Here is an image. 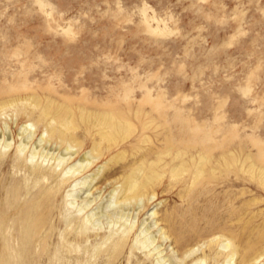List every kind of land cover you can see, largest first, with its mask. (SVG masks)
<instances>
[{
  "label": "rangeland",
  "instance_id": "374dc122",
  "mask_svg": "<svg viewBox=\"0 0 264 264\" xmlns=\"http://www.w3.org/2000/svg\"><path fill=\"white\" fill-rule=\"evenodd\" d=\"M49 107L72 113L73 162L100 155L84 213ZM111 115L133 133L108 148ZM0 139V264H264V0H0ZM142 163L158 175L129 221L83 228Z\"/></svg>",
  "mask_w": 264,
  "mask_h": 264
},
{
  "label": "bare ground",
  "instance_id": "6f19581e",
  "mask_svg": "<svg viewBox=\"0 0 264 264\" xmlns=\"http://www.w3.org/2000/svg\"><path fill=\"white\" fill-rule=\"evenodd\" d=\"M43 114L46 117L49 115H53L54 123L56 122L57 124L60 125L61 129L62 128L64 129V131L62 132V130H61L59 134H60V138H62L63 141H67L68 147L66 148L64 157L59 156L57 168L62 166V164H64V163H71L72 162L71 165H69V167H67V169L65 170L66 173L64 175L63 182L73 180V179L76 181L75 185L73 186V190L70 193H68L67 196L69 198L73 199L69 203L72 206L78 205L77 200L81 199L82 201L78 205V207L80 208L79 212L84 213L91 206V204L93 202V201H91L93 198L92 199L90 198V196L92 195L91 192L95 188V182L101 176V172L104 168L99 167L98 171H96L95 173L89 174V175H86V174L93 167L96 160L100 159V155L94 156V152H97V148H96L93 151H90L87 154L81 156L78 161L73 162L74 156L79 153V150L82 147L79 146V149H75L76 145L73 146L74 136H69V134L66 133L69 131H74L77 128V127H74L76 125L74 123L72 113L69 110H62V111L56 110L55 111L49 107L48 109H46V111H44ZM121 121L122 120H120L118 117L113 116V115L106 116L103 118H96V122L101 126V127H98L99 128V138H100L99 145L106 143L108 145V148H113L115 146H118L119 144H121L122 142L127 140L128 138H130V136L133 133L132 127L124 126V124ZM28 128L29 127H23L22 128V130L24 132H26L25 134H28ZM147 129H149V127H144V130H147ZM52 131H54V130H52ZM6 134H8V133H6ZM25 134H24V136H25ZM22 135H23V132H22ZM5 136L6 135L4 134V138H5ZM33 136H34V132L30 133L29 136L27 135V139L32 138ZM8 138L6 139L7 141L9 140ZM0 142H1V139H0ZM77 142H78V140H77ZM8 145L9 144H7V147H8ZM78 145H77V147H78ZM22 148L24 149V147H22ZM33 152H35V151H33ZM97 153H99V152H97ZM171 153H172V149L169 147L168 149H166V151L162 152L159 155V161L162 162V160H161L163 158L162 156H168V155H171ZM174 154H175V159H178L180 157L181 153L180 152L178 153V151H177V153H174ZM33 155H34V153H33ZM33 157H35V156H33ZM118 158H119V160L123 159V157L121 158V156ZM201 161H202V163H205L204 158H201ZM157 165H158V163H154V164L147 166V165H145V163H142L136 169L130 171V173H128V175L126 174L127 176L123 178L121 186L118 188H114V190H112V192L109 194L110 195L109 198H111V200H110L111 202L109 203L108 206H106V207H104L105 205L99 206L95 210H90L84 214V217L81 220V225L83 226V228H86L89 224L101 225V223H99L101 219H104L110 225L120 224L123 220H125V223L128 222L129 221V214L127 212L128 211V207H127L128 203L131 204L130 202H132L134 200H140V204H142L143 198H141V197L143 196V194L144 195L146 194V191L149 189L151 183L154 181L155 177L158 175L157 168H156ZM185 170H187V169H185L181 165V167H179V168L175 167L173 169L172 173L178 174L180 171H185ZM54 171L55 170H53V172ZM67 175H70V176L66 177ZM201 175H203V172L198 168L197 176L200 177ZM65 177L67 179H65ZM258 180L264 186V173L258 178ZM117 183H119V182H116V184ZM82 191H84L85 195H87L83 199L81 196L82 194L80 195V192H82ZM143 201H144V199H143ZM156 215H157L156 211H153L152 213H149V215H148L149 219H152V221H153V227L158 226V222L155 220ZM124 225H122V227ZM134 225L129 226V228H127L123 234L125 236L130 234L134 228ZM93 227L95 228V226H93ZM100 228H102V227H100ZM148 229H149V227L146 230H143L141 235L142 234H143V236H145V234L147 235L149 232ZM150 229H152V228H150ZM82 232H83V230H82ZM159 233H161L164 241L166 239H168L167 234L162 229H159ZM111 235H112V233H111ZM152 238H154V237H152ZM178 242H180V241L178 240ZM117 246H121V243L117 244ZM224 248L231 249L232 245L229 243V244L225 245ZM195 252L196 251H194V252L190 251L189 252L187 250L181 251V253L178 254V264H187L186 260L191 258V255L193 256V254H196ZM235 252H231L228 255L230 258V260L228 262H230L234 259L235 255H236ZM174 258H175V260H177L176 256H174ZM246 261H247V258H243L241 264H246ZM201 262L203 264H205L206 261H201ZM258 264H261V262H259Z\"/></svg>",
  "mask_w": 264,
  "mask_h": 264
}]
</instances>
